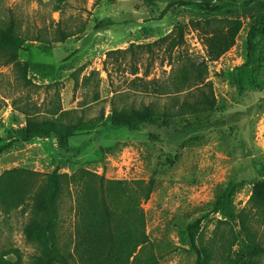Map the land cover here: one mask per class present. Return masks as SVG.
<instances>
[{
    "label": "rangeland",
    "instance_id": "1",
    "mask_svg": "<svg viewBox=\"0 0 264 264\" xmlns=\"http://www.w3.org/2000/svg\"><path fill=\"white\" fill-rule=\"evenodd\" d=\"M6 7L19 17L23 34L49 39L59 24L69 37L50 45L24 44L18 57L28 64L33 87H22L12 66L0 63V148L4 146L0 174L19 167L39 173L58 168L68 174L86 168L108 179L148 180L156 173L153 191L142 207L160 264H195L185 226L209 212L229 186L220 212L206 218L196 231L203 233L204 243L215 238L219 251V235L227 234L228 227L218 230L216 221L244 207L253 185L264 179V42L256 39L251 57L246 42L251 27L264 26V0H0V17ZM208 18L242 23L235 44L215 61H208L205 36L190 25L182 47L168 52L170 39L159 42L172 35L176 24ZM131 44L133 50L124 59L110 58L104 64L108 51ZM186 58L206 64L215 98L212 111L174 118L166 126L154 117L133 131L112 129L102 120L69 138L67 150L59 149L54 138L20 139L22 110L49 116L81 109L86 118L101 112L106 118L116 90L128 94L119 105L154 102L161 107L168 97L155 90L170 81L172 71ZM92 71L98 75L81 85L83 76ZM144 82H149L146 89ZM28 211L23 207L0 213V254L16 250L20 264H30L39 252L22 235ZM60 215L63 241L73 231L71 198H63ZM222 252L210 264H227L229 258L246 262L250 249L239 236L230 251ZM5 259L10 264L16 261L14 253ZM255 259L264 264V256Z\"/></svg>",
    "mask_w": 264,
    "mask_h": 264
},
{
    "label": "trees",
    "instance_id": "2",
    "mask_svg": "<svg viewBox=\"0 0 264 264\" xmlns=\"http://www.w3.org/2000/svg\"><path fill=\"white\" fill-rule=\"evenodd\" d=\"M36 1L41 3V0ZM20 23L13 9L6 7L4 15L0 17V63L11 65L22 87L30 88L35 84L27 76L28 64L18 57L24 44L28 41L46 45L62 43L69 35L57 24L52 38H41L37 34L29 36L28 32H21ZM189 25L205 36L208 61L217 60L229 50L235 44V38L242 27L238 19L190 21L187 24H176L172 35L160 38L159 42L170 39L166 48L168 52L182 47ZM256 39L264 42V26L251 27L247 32L250 57L256 53ZM133 47L131 44L124 50L108 51L104 64L110 58L115 62L124 59ZM190 59L186 58V63L172 71L170 81L155 90L160 96L168 97L161 107L154 102L119 105L118 102L127 98L128 94L116 90L109 99L110 109L106 118L103 112L86 118L81 109L54 111L49 116L31 115L22 110L25 123L18 131L20 139L29 141L35 136L54 138L59 149L67 150L69 138L77 132L96 127L102 120L108 122L112 129L126 128L133 131L141 125L149 124L154 117L160 118L162 125L166 126L168 120L174 118L212 111L215 98L211 82L207 80L206 64L204 60L195 62ZM136 73L135 68L133 74ZM147 74L146 71L144 76ZM94 75L98 73L92 71L83 76L81 85L90 84ZM71 77L77 83L78 79L73 73ZM148 83H143L144 89ZM191 90L195 93H191ZM93 99L96 101L98 96ZM3 149L4 146L0 151ZM156 178V173H153L148 180L108 179L86 168H78L71 174L60 172L58 168L46 173L21 167L11 168L0 174V213L8 214L23 207L29 208L22 235L39 250L30 264H160L161 257L156 254L154 244L146 232V216L142 207L150 198ZM229 188L218 195L209 212L185 226L190 244L188 251L195 253V264H210L217 255H222V251H230L239 236L243 237L250 249L247 261L229 258L227 264H256L255 258L264 256V179L253 185L244 207L234 214H227L231 216L225 220L216 221V229L228 227L227 234L222 232L224 235H219V251L214 246L215 238L204 243L203 233L196 234L206 218L220 212L221 204L230 192ZM64 197L71 198L73 202L74 223L71 235L62 241L60 206ZM10 253L16 257L12 264H20L21 259L16 250L2 251L0 264H10L5 259Z\"/></svg>",
    "mask_w": 264,
    "mask_h": 264
}]
</instances>
